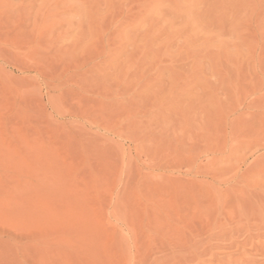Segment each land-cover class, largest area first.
Returning <instances> with one entry per match:
<instances>
[{
	"label": "rangeland",
	"instance_id": "rangeland-1",
	"mask_svg": "<svg viewBox=\"0 0 264 264\" xmlns=\"http://www.w3.org/2000/svg\"><path fill=\"white\" fill-rule=\"evenodd\" d=\"M261 221L214 260L264 256V0H0V264H139Z\"/></svg>",
	"mask_w": 264,
	"mask_h": 264
},
{
	"label": "bare ground",
	"instance_id": "bare-ground-1",
	"mask_svg": "<svg viewBox=\"0 0 264 264\" xmlns=\"http://www.w3.org/2000/svg\"><path fill=\"white\" fill-rule=\"evenodd\" d=\"M233 218L232 217H228V218H225V219L231 221ZM261 223H262V221L260 223H258V224L245 223L241 227L236 226V227H234V229L229 228L227 230H221V231L217 232V234H215V233L212 234L211 233L210 236L208 235L209 239L203 243L204 246L198 247L195 250H192V247L195 246L194 244H196L198 242V239L197 240H194V239L197 238V236L200 235V233L199 234H195V235L192 233L193 235L190 238H188L189 241L187 240L186 242H190L191 241L193 246H192L191 242L189 243L191 245H188L186 248L184 246H181L182 248L184 247V249H178V250L174 251L173 255H171L168 258H166L167 257L166 254H163V255H160V256L157 255V257H156V255L155 256L153 255V257L151 258V257L148 256V253H147V255H145V256L146 257L148 256L150 259H147L145 261L142 260L143 262H141V263L139 261L138 262H139V264H191L192 261L194 260V261L197 262L196 264H204L205 263L204 262L205 259L202 258V257H203V255L205 253L208 252L209 253V261H210L209 263H212V264H214L216 262L218 264H264V256H262L263 259L261 261H259V259H257L255 257V254L252 252L253 246H251V248H250V250L248 252L247 251H243V250L240 251V250L237 249V250H234L232 252V254H228L227 256H225L226 258H224L223 256L222 257L219 256V258L216 259V260H214V258L216 257V254L210 252L214 247H222L223 250H224V249H226V247L235 246V244H236L235 242H229L226 245L218 244V243L211 244L210 243V238L216 239V240H223L224 234L229 235V237H230L232 235V233H237L238 231H241L242 230L241 228H243V231L247 232L248 235H251V229H253V228L254 229H259L261 227ZM258 226H260V227H258ZM187 237H189V236H187ZM199 241H201V239H199ZM244 242H245V240L240 242V244L241 243L243 244ZM183 244L187 245V243H183ZM183 244H181V245H183ZM237 247H238V245H237ZM183 250H186L185 253L187 255L183 253ZM150 253H152V252L150 251ZM155 253H153V254H155ZM157 253H159V252H157Z\"/></svg>",
	"mask_w": 264,
	"mask_h": 264
}]
</instances>
